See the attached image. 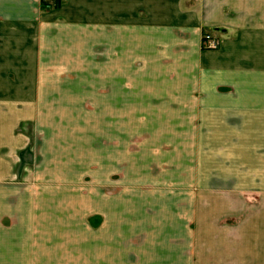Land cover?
I'll list each match as a JSON object with an SVG mask.
<instances>
[{"label":"crops","instance_id":"0c3cea01","mask_svg":"<svg viewBox=\"0 0 264 264\" xmlns=\"http://www.w3.org/2000/svg\"><path fill=\"white\" fill-rule=\"evenodd\" d=\"M40 3L0 0V257L92 189L95 263L264 264V0Z\"/></svg>","mask_w":264,"mask_h":264},{"label":"rangeland","instance_id":"374dc122","mask_svg":"<svg viewBox=\"0 0 264 264\" xmlns=\"http://www.w3.org/2000/svg\"><path fill=\"white\" fill-rule=\"evenodd\" d=\"M89 186L93 187V184H86L87 188ZM90 192L92 189H87L86 195L83 193L85 197L80 199L81 204L77 199H65L62 204L63 208L59 212L45 215L41 221V227H48L49 230L6 233L4 237L7 239H18L22 235L21 243L23 245L15 253L0 257L2 260L5 259V262L1 260L0 264H98L95 263L93 245V234L96 228L94 226L95 217L92 213L84 215L82 218L77 217L78 207L82 209L84 205L88 208V202L92 203L88 200ZM139 250V248L138 250L135 248L134 252ZM122 257L121 250L112 252L107 257L112 262L101 264H122L120 263ZM127 260L130 262L129 264H135L137 260H140V257L131 254ZM196 260L194 258V262L191 264H198Z\"/></svg>","mask_w":264,"mask_h":264},{"label":"trees","instance_id":"16d2710c","mask_svg":"<svg viewBox=\"0 0 264 264\" xmlns=\"http://www.w3.org/2000/svg\"><path fill=\"white\" fill-rule=\"evenodd\" d=\"M63 3V0H41V8L49 10L54 4V7H60Z\"/></svg>","mask_w":264,"mask_h":264},{"label":"built area","instance_id":"2783aa9c","mask_svg":"<svg viewBox=\"0 0 264 264\" xmlns=\"http://www.w3.org/2000/svg\"><path fill=\"white\" fill-rule=\"evenodd\" d=\"M204 43H206V46L209 49H215L217 47L216 42L208 36L204 39Z\"/></svg>","mask_w":264,"mask_h":264}]
</instances>
